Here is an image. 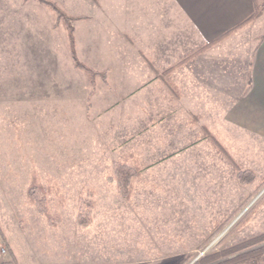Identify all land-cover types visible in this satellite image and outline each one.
<instances>
[{
  "label": "rangeland",
  "instance_id": "1",
  "mask_svg": "<svg viewBox=\"0 0 264 264\" xmlns=\"http://www.w3.org/2000/svg\"><path fill=\"white\" fill-rule=\"evenodd\" d=\"M35 2L0 0V11L12 18L10 37L0 33V231L16 253L25 255L29 245L37 259L68 264H194L264 232V146L238 133L235 146L215 147L202 133L196 153L142 173L139 157L116 151L115 140L138 120H122L124 109L100 116V78L91 83L75 66L63 21ZM51 13L55 23H38ZM155 144L154 154L163 149ZM123 159L141 170L128 201L113 174V162ZM32 170L42 184L58 188L47 196L51 214L59 216L56 227L28 203ZM243 171L253 174L248 183L238 181ZM84 201L92 205L85 227L77 222L79 211L88 212ZM0 244H6L1 236Z\"/></svg>",
  "mask_w": 264,
  "mask_h": 264
},
{
  "label": "crops",
  "instance_id": "2",
  "mask_svg": "<svg viewBox=\"0 0 264 264\" xmlns=\"http://www.w3.org/2000/svg\"><path fill=\"white\" fill-rule=\"evenodd\" d=\"M50 1L71 18L78 60L105 73L106 83L98 79L95 87L103 98L100 116L124 109L122 120H138L139 126H127L115 140L116 151L123 148L139 157L135 160L142 173L160 161L196 153L204 142L202 133L212 137L215 147L220 141L235 146L239 133L262 149V0ZM34 6L47 13L44 4ZM49 16L50 21L38 16V23H55L54 14ZM11 24V15L0 11L4 39L12 34ZM16 24L21 34L27 31L26 21L20 18ZM157 133L162 138L153 142ZM154 143L163 145L155 154ZM3 237L9 264H68L52 257L37 259L29 245L19 256Z\"/></svg>",
  "mask_w": 264,
  "mask_h": 264
},
{
  "label": "trees",
  "instance_id": "3",
  "mask_svg": "<svg viewBox=\"0 0 264 264\" xmlns=\"http://www.w3.org/2000/svg\"><path fill=\"white\" fill-rule=\"evenodd\" d=\"M39 1L49 6L55 12L57 18L63 21L67 29L69 50L75 66L83 70L87 74L91 83H93L94 78L96 77H99L100 80L106 83L104 72H96L86 65L81 64L77 60L75 56L73 28L70 23L71 18L67 16V14L52 1ZM262 4L264 5V0H262ZM140 171V168L136 164H131L129 159H123L113 162V174L115 176L117 189L119 190L123 198L127 201L131 198L133 190L132 182L134 179L140 176ZM237 178L240 183H248L253 179V174L251 171L238 172ZM52 194H59L57 186L53 183H49L48 185L42 184L39 177L37 176V173L32 170L27 187L28 203L35 208L40 216L45 218L49 226L56 227L58 222L60 221L59 216L51 214L47 202V196ZM83 203L88 205V212H84V214H82V212L79 211L77 222L79 225L85 227L90 223V212L92 210V205L88 201H84ZM82 207L84 206L81 204V208ZM0 236L3 240H5L1 231ZM263 242L264 232L223 251L202 257L194 264H251L253 261H256L258 259H264V245H260ZM4 264L9 263L8 261H6Z\"/></svg>",
  "mask_w": 264,
  "mask_h": 264
},
{
  "label": "built area",
  "instance_id": "4",
  "mask_svg": "<svg viewBox=\"0 0 264 264\" xmlns=\"http://www.w3.org/2000/svg\"><path fill=\"white\" fill-rule=\"evenodd\" d=\"M9 256L8 248L5 244H0V264H4Z\"/></svg>",
  "mask_w": 264,
  "mask_h": 264
}]
</instances>
